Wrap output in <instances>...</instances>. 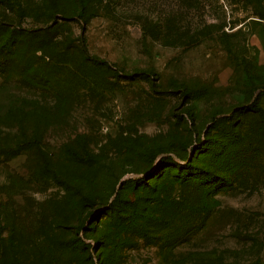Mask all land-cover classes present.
Masks as SVG:
<instances>
[{
  "label": "rangeland",
  "instance_id": "1",
  "mask_svg": "<svg viewBox=\"0 0 264 264\" xmlns=\"http://www.w3.org/2000/svg\"><path fill=\"white\" fill-rule=\"evenodd\" d=\"M82 1L0 0V264H264V0Z\"/></svg>",
  "mask_w": 264,
  "mask_h": 264
},
{
  "label": "trees",
  "instance_id": "2",
  "mask_svg": "<svg viewBox=\"0 0 264 264\" xmlns=\"http://www.w3.org/2000/svg\"><path fill=\"white\" fill-rule=\"evenodd\" d=\"M81 7H83V1L79 0ZM169 18H166L164 23L162 24L160 21L157 22V24L153 23L151 25L147 26V29H149V34H151L154 38H159L163 43L170 44V45H184V46H190L191 44L195 43L198 38L201 36V33L199 32H191L187 33L185 36H181V33L178 30V25L174 27L172 35L168 36L165 33H162L161 27L165 26V22H167ZM177 18L174 19L176 21ZM151 26V29L150 27ZM155 27V29L153 27ZM91 59L98 64H105L106 66H111L113 63H110L106 61L105 59L92 56ZM252 108H255L254 106Z\"/></svg>",
  "mask_w": 264,
  "mask_h": 264
}]
</instances>
